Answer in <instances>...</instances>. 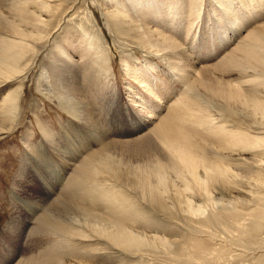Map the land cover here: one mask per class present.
Instances as JSON below:
<instances>
[{"label":"rangeland","instance_id":"374dc122","mask_svg":"<svg viewBox=\"0 0 264 264\" xmlns=\"http://www.w3.org/2000/svg\"><path fill=\"white\" fill-rule=\"evenodd\" d=\"M71 1L64 3V7L72 5L71 9L49 39V45H59L53 47L48 57L49 46L43 49L26 74L0 85V101L11 87L20 85V92L22 91L18 97L16 112L7 119V124L11 122V127L4 133L0 132V264H60L59 261L61 264H76L71 257L74 251L81 254L82 251H90L102 243L98 239L90 238V241H76L68 246L64 241L66 239L63 240L55 231L44 227L42 221L47 218L65 223L75 217L76 220L86 219L81 223L88 229L87 222L98 223L99 215H105L94 210H91L93 215L85 216L81 209H49V204L55 200L53 198L62 194L61 192H68L67 186L73 188L78 185L75 173L80 168L81 160L80 157L58 160L57 157H60H56L53 145H60L61 150L65 151L68 149L67 138H70L72 144L87 146L82 153L86 155L89 148L97 149L112 141L130 143L144 134H149L147 143L142 145L141 151L132 158L134 164L148 166L154 158L147 156V152H154L153 148L162 147L158 142L157 132H152L161 122L182 126L189 131L191 137L202 146V160L214 157L209 145L218 143L213 130L216 127L215 120L228 122L230 127L238 125L244 132L249 131V134H253V128L264 125V114L253 107L255 101L264 105V60L248 59L242 55L244 52L240 48L248 38H253L261 42L260 49L264 50V36L260 35L264 26V0H232L230 3V0H226L227 5L231 4L228 7V10L232 11L230 13L221 6H217L220 9L216 11L212 0H204L203 4L199 3L195 9L190 4L193 0H162L163 3H157L156 0ZM151 4H154V7ZM106 5H125L131 14L125 13L127 15H124V18H143L148 23L147 29L151 30L152 36L143 38V45L137 46L133 43L140 39L139 37L125 35L124 39H121L116 36L108 21ZM172 39L183 47L181 52L170 53L168 47ZM147 41H150L148 46L159 50L156 55L140 47L147 46ZM94 44L99 45L100 49H105L106 58L110 61L108 74L97 66L95 69L91 68L87 63L90 58L88 47ZM57 49L60 54L55 53ZM62 55H65V61L72 62L70 65H75L76 71H80L78 77L72 78L95 115L93 125L84 126L77 120L74 123V119L54 97L47 96L38 89L39 74L45 75V69H49V59L61 61ZM169 57L183 62L184 66L181 68L189 74L194 93L185 86L183 75L178 74L174 66H168L166 61ZM245 71L246 74L248 72L254 75L248 77L249 81H246ZM133 76L137 77V81H144L142 83H146V87L140 86L137 81L128 84L132 82L130 80ZM50 81L52 79L46 80ZM236 86L241 87L240 97L228 98L221 94V88ZM147 88L152 92L150 99L146 98ZM149 112L154 114V117L147 116ZM205 114L210 117L206 118ZM44 128L45 133L42 131ZM91 129H102L106 133L102 143L99 144ZM63 131L68 132L67 136L63 135ZM31 142L42 146L49 164L45 162L44 165L43 160H39L36 168H33L28 155L32 150L26 144ZM244 154L246 152L232 155L234 160L230 167L235 168V163L237 167L245 166L239 158L249 159L250 155ZM249 154L256 155L255 151ZM200 158H197L198 162L201 161ZM257 166L260 167L259 162ZM240 172L246 178L255 179L250 171ZM200 173L201 166L198 167V174ZM244 183L240 187L242 191ZM258 194L261 193H254V196ZM43 203L47 206L46 209H43ZM234 210L236 209H230V212ZM261 213L260 209H250L246 212V227L237 225L238 230L228 235L207 239L199 235V240L190 239L193 251L204 249L208 257L195 256L190 259L189 252L186 251L182 257L163 261V257H114L88 252L83 258L85 261L80 264H229L230 253H233L231 250H235L229 245L236 242L238 233L244 232L248 236L245 237L246 240H261L264 232V217L258 216ZM203 214V210L198 209L190 225H195V221ZM208 215L215 225L220 216V209H205L204 218ZM175 217L188 220V215L180 210ZM250 232L252 233L248 234ZM216 240L223 241V244L215 242ZM238 253H233L232 259H237L238 255L243 254L237 260L252 257L250 264H264L263 252L256 255Z\"/></svg>","mask_w":264,"mask_h":264},{"label":"bare ground","instance_id":"6f19581e","mask_svg":"<svg viewBox=\"0 0 264 264\" xmlns=\"http://www.w3.org/2000/svg\"><path fill=\"white\" fill-rule=\"evenodd\" d=\"M212 1L215 3L216 11L218 8L220 9L217 6H221L230 13L231 9L228 10V7L231 4L227 5L226 0ZM233 1L230 0L229 3ZM235 1L243 2L244 0ZM66 2L68 0H0V85L26 74L43 49L49 46L48 57L53 47L59 45V43L49 45V39L51 34L61 26V21L67 11L71 9L72 5L63 6ZM156 2L163 3L162 0H156ZM203 2L204 0H193L190 4L195 9L198 8L199 3L202 5ZM151 6L154 7V4ZM176 8L173 9L177 10ZM105 9L111 29L119 38L124 39L125 35L139 37L140 39L133 43L137 46L143 45V38L152 36L150 35L151 30L147 29L148 23L143 18L139 20L133 19L132 16L124 18V15H127L125 13L131 14L125 5L123 7L106 5ZM208 18L210 17L208 16ZM79 26L81 27V25ZM260 32V35L264 36V26ZM147 43V46L140 47L156 55L155 53L159 50L148 46L150 41ZM260 43L253 38H248L240 47L244 52L242 55L248 59L264 60V50L260 49L262 48ZM98 46L94 44L91 46L92 48L88 47L90 48L87 51L90 53L88 58H90L87 63L91 68L97 66L108 74L110 61L106 58L104 47L100 49ZM58 49L55 50L56 54H60ZM168 49L173 54L181 52L183 47L172 39ZM61 59V61L49 59V69H45V75L39 74L38 89L43 94L54 97L74 119V123L77 120L84 126L92 124L95 115L72 78L78 77L80 71H76L75 65H70L72 62L68 63L69 61L64 60L65 55H62ZM166 62L169 67L174 66L179 72H177L178 74L183 75L185 86L193 92L189 74L181 68L184 66L183 62L176 61L172 57H169ZM98 75L102 74L98 73ZM253 76L247 72L246 81L250 80L248 77ZM47 79H52V81L46 82ZM130 81L132 82H128V84L134 83L137 81V77L133 76ZM137 82L140 86L146 87V83H142L144 81L138 80ZM143 87L141 88L143 89ZM20 89V85L9 88L0 101V132L4 133L11 127L9 125L11 122L7 124V119L16 112L18 97L22 92ZM240 89V86H236L220 90L224 97L235 98L241 96ZM146 91L148 96L146 98H149L152 92L148 88ZM253 107L264 114V105L260 102L255 101ZM207 112L209 113V111ZM147 116L154 117V114L149 112ZM205 117H210V115L205 114ZM214 122L216 127L213 130H215L218 143L216 145L210 143L209 146L214 152V157L204 160L200 158L202 146L191 137L189 131L182 126L175 124L172 126L166 121L152 129V132H157L158 142L163 148L160 146L153 148L154 152H147V156L154 158L148 166L134 164L132 158L141 151L142 145L147 143L146 139L149 134H144L130 143L112 141L107 145L102 144L97 149L91 147V150L90 148L86 150L89 151L86 155L82 153L87 146L80 147L75 143L72 144L73 141L70 142V138H67L68 149L65 151L61 150L60 145H53L56 157H60H57L58 160L63 158L73 160L80 157V168L77 169L78 162L75 164L77 169L75 181L79 182L80 187L77 184L73 188L67 186L68 192L56 195L57 197L53 198L55 200L49 204V209H81L85 216L93 215L91 210H94L105 215H99L98 223L87 222L88 229L81 223L86 219L76 220L75 217L71 219L72 221L65 223L47 218L42 221L44 227L55 231L56 235L63 237V240L66 239L64 241L68 246L76 241H90V238L102 242L90 251H82L81 254L74 251L71 257L77 262L76 264L83 263L85 261L83 258L88 252L96 255L109 254L114 257L130 255H142L150 258L163 257V261L182 257L186 251L189 252L190 259L195 256L208 257V253L204 249L193 251L190 239L199 240L197 238L199 235H203L206 237L205 239L228 235L238 230L237 225H243L245 228L248 220L246 212L250 209H260L262 213L258 216L264 217V125L253 128L255 133L252 130L253 134H249V131L244 132V129L238 125L230 127L228 122L220 120ZM91 130L99 140V144L102 143L106 133L102 129ZM42 131L45 133V128ZM67 133L63 131L64 136H67ZM26 144L32 150V153H28V155L33 168H36L39 160H43L44 165L45 162L49 164L42 146L33 142ZM254 151L256 155L249 154ZM242 152L250 155L249 159L239 158L245 166L237 167V163H235L233 164L235 168H231V162L234 160L232 155L235 156ZM197 158H200L201 161L198 162ZM256 161L260 163L259 168ZM199 166L202 167L200 174H198ZM240 171H250L255 179L246 178ZM243 183L242 191L240 187ZM254 193L261 194L255 197ZM103 197H107V199L104 200ZM46 207L43 203V209ZM198 209H202L204 214L195 221V225H190V221L193 220L192 217ZM205 209H220V216L216 219L215 225L209 215L204 218ZM230 209L236 210L230 212ZM179 210L188 215V220L175 217ZM145 229H148L149 232ZM245 237L248 236L244 232L236 235V242L229 245L231 249L236 250H231L233 253H255L256 255L258 252H263L262 254H264V232L260 241H255L254 238L246 240ZM215 242L223 244V241L220 240ZM238 244H240L239 248ZM225 245L228 246L226 243ZM233 253H230L229 264H250L253 260L252 257L237 260L243 254L238 255L237 259H232ZM59 262L61 264V261Z\"/></svg>","mask_w":264,"mask_h":264}]
</instances>
